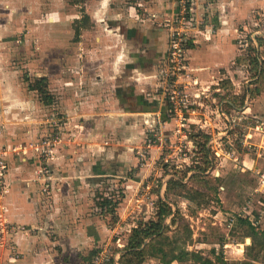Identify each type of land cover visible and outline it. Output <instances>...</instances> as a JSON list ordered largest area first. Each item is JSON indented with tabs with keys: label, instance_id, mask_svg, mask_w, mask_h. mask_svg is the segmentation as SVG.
Listing matches in <instances>:
<instances>
[{
	"label": "crops",
	"instance_id": "crops-1",
	"mask_svg": "<svg viewBox=\"0 0 264 264\" xmlns=\"http://www.w3.org/2000/svg\"><path fill=\"white\" fill-rule=\"evenodd\" d=\"M205 2L199 0L200 8ZM174 4L0 0V142L7 151L9 185L3 204L5 217L17 227L11 238L18 253L14 257L10 246L0 247V264H56L54 245L85 248L107 233L105 222L98 225L86 217L85 200L92 201L93 177L108 173L104 160L119 168L137 165L128 145L109 143L121 126L119 119L132 128L142 116L153 123L168 109L161 68L169 29L159 20L174 14ZM255 4L214 0L203 10L213 14V23L208 20L193 33L189 72L182 77L191 85L200 83L202 91L196 93L211 89L224 66L238 60L236 21ZM154 13L159 19L152 18ZM45 83L60 99L55 108L62 113L55 114L66 117L65 142L50 162L54 180L47 192L38 174L40 159L25 148L53 129V111L39 90Z\"/></svg>",
	"mask_w": 264,
	"mask_h": 264
},
{
	"label": "rangeland",
	"instance_id": "rangeland-1",
	"mask_svg": "<svg viewBox=\"0 0 264 264\" xmlns=\"http://www.w3.org/2000/svg\"><path fill=\"white\" fill-rule=\"evenodd\" d=\"M213 1L206 0L200 8L199 0H175L174 14L160 19L159 25L176 26L177 19L185 15L193 23L186 29L194 35L212 21L213 14L203 10L212 7ZM254 1L250 11L236 21V57L241 58L224 66L223 80L204 93L195 92L197 88L202 91L199 82L191 85L182 80L176 92L188 107L182 132H176L181 119L169 112V105L153 123L142 116L128 128L125 120L119 119L121 126L109 143L128 145L137 165L119 168L112 160L103 161V171L108 173L93 177L91 183L97 185L92 187V201L86 199L83 209L98 225L105 222L107 233L96 245L85 248L54 245L56 264H106L110 257L118 260L133 229L157 220L161 213L164 234L147 240L163 247L169 261L163 263L150 250L130 264H202L192 255L172 259L180 256L182 249L198 252L214 264H264V72L257 80L260 73L250 64L253 50L259 55L260 69L264 60V0ZM152 18L159 19L155 13ZM42 86L47 92L42 101L53 111L51 132L60 139L58 148L65 142L66 117L55 114L62 113L61 108H55L60 103L58 95H52L46 83ZM161 89L165 93L163 82ZM182 89L185 92L181 93ZM135 115L127 119L131 121ZM53 180L52 169L49 188ZM102 196L118 201L115 221H110L109 212H101ZM93 248L99 252L89 258ZM11 250L15 257L18 253Z\"/></svg>",
	"mask_w": 264,
	"mask_h": 264
},
{
	"label": "built area",
	"instance_id": "built-area-1",
	"mask_svg": "<svg viewBox=\"0 0 264 264\" xmlns=\"http://www.w3.org/2000/svg\"><path fill=\"white\" fill-rule=\"evenodd\" d=\"M179 19L180 20L177 19L178 25H173L168 28L169 41L167 55L161 68V79L163 80L165 94L168 96L169 112H173L174 115L176 113V119L178 117L181 119V121H177L178 127L176 132H182V128L185 126L187 119L185 115V108H188L187 102L183 96H177L176 92L183 84L181 78L185 73L188 74L189 72L188 53L192 35L186 27L193 25L190 17L181 15ZM183 87L186 88L184 85ZM180 92L182 93L185 91L180 90ZM1 134L2 127L0 126V141ZM58 143H60L59 137L54 136L53 132H50L41 136L40 139L35 142L25 144V148L33 150L40 159L38 174L42 181L43 192H47L49 189L48 181L50 180V173L52 171L50 162L55 155ZM6 155V148L4 145H1L0 142V246H10L11 248H14V241L12 240L11 235L17 230V227L10 223L5 217L6 208L3 204L4 197L9 191V185L6 179L8 170Z\"/></svg>",
	"mask_w": 264,
	"mask_h": 264
},
{
	"label": "trees",
	"instance_id": "trees-1",
	"mask_svg": "<svg viewBox=\"0 0 264 264\" xmlns=\"http://www.w3.org/2000/svg\"><path fill=\"white\" fill-rule=\"evenodd\" d=\"M261 44L262 43H260V45ZM191 45L192 43H190V47ZM254 52L255 50L252 51L253 55L250 57V64H252L257 69V72L260 73L259 78H257L258 80V79H261V77L263 76L264 60H262V66L260 69L259 55H257ZM38 82L39 84L42 83L41 81H38ZM257 88L258 87H256V89ZM39 90L43 94H47L46 89H44V87L40 86ZM117 204H118V201H114V199L108 196H102L101 201H99V205L103 213L109 212L111 214L112 217L110 221H115L118 218L117 213H116V208L118 206ZM163 205L164 207L169 208L168 204L165 203ZM163 218H164L163 214L161 213L159 214L157 220H151L147 223H144L140 227H135L129 237L126 251L122 253V255L120 256L118 260H116L114 257H110L106 264H130V261H134L135 259H138L139 255L144 256L150 250H152L153 252L152 254L158 257L163 263H167L169 260L165 259L167 256L166 250L160 245L154 243L152 240L146 242L148 238L154 235H156L157 237H160L164 234L166 226L164 224ZM98 252H99V249L93 248L90 250L88 257L90 258L92 256H95ZM191 255L195 257L196 259H198L202 264H214L212 260L204 258L203 256L199 255L198 252L189 251L186 249H182L180 251V256H177V255L172 256V259L182 260L185 258H189V256Z\"/></svg>",
	"mask_w": 264,
	"mask_h": 264
},
{
	"label": "water",
	"instance_id": "water-1",
	"mask_svg": "<svg viewBox=\"0 0 264 264\" xmlns=\"http://www.w3.org/2000/svg\"><path fill=\"white\" fill-rule=\"evenodd\" d=\"M148 240H146V242H147Z\"/></svg>",
	"mask_w": 264,
	"mask_h": 264
}]
</instances>
